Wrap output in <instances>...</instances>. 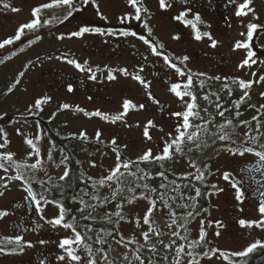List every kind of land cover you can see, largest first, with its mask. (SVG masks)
Returning <instances> with one entry per match:
<instances>
[{
    "label": "rangeland",
    "instance_id": "rangeland-1",
    "mask_svg": "<svg viewBox=\"0 0 264 264\" xmlns=\"http://www.w3.org/2000/svg\"><path fill=\"white\" fill-rule=\"evenodd\" d=\"M2 2L9 3L12 7L20 9L18 12H11L0 7V41L3 39L14 36L15 31L19 25L31 20V10L41 3L48 2V0H2ZM242 3V2H241ZM114 5L111 3L106 4V8L110 11L113 10ZM253 9V12H249L247 16H244L241 21L238 22L237 34L233 40H243L241 32H246L245 25L249 22L261 24V20L264 16V1L252 0L249 5ZM48 11L43 10L41 12V19L47 20L46 15ZM255 17V19L253 18ZM54 29V28H53ZM52 29V30H53ZM49 33V34H48ZM159 41L162 43L164 49L168 50L169 47L174 44L178 39H173V36L181 35V31H173L168 27H160L155 31ZM35 35H40L42 38L35 43L29 44L30 39H34ZM21 42H17L13 46H6L4 49H0V56L10 53L12 49H17L13 55L9 54L7 57L0 61V92L8 88L15 82L20 72H24V76L20 77V83L16 88L8 94L0 102V116H12V115H31L27 109L33 105L37 99H41L45 96L51 97V100L42 105V111L37 116L41 119L51 118V129L59 138L65 141L58 148H53L50 139L47 137L46 132L43 129L37 128L35 122H13L5 127V133L7 134L8 144L4 149H0V153L10 151L13 154V159L16 163H35L36 158L33 156L29 158V147L24 143L25 137L34 139L39 135V141L37 146L40 149V164L36 170L25 169L28 176H34L39 181L48 180L49 178L58 179L64 172V167H60V161L64 156H68L67 153L79 164L84 174L87 177H91L92 182L98 181L104 175H107L110 167L114 166L115 154L112 151L110 145L111 139L115 138L117 144L121 147V155L125 159L136 160L145 150L152 149L154 154H158V149L165 143L168 135L175 132L176 126L182 121L174 115V113L182 111L184 108L183 102L180 101L173 93L169 91L173 82L183 83V80L179 78L175 73L171 77H166L168 73V67L164 64L162 57L154 58L155 70L160 72L163 77L160 80L154 78L150 72L148 75H143L142 79L149 83L150 87L146 91L141 84L129 77H120L119 82L123 87L118 92L120 98L109 101L108 99H96L88 100V96L84 91H79L81 98L78 102L75 101L74 95L66 90L63 85H60L59 75L55 72L57 65L63 67L69 65L66 59L60 54L66 41L64 39H57L54 31L43 33L29 32L22 37ZM260 47L264 46V33L257 41ZM23 51H20V48ZM245 50V49H244ZM246 55V50H240L236 54V60L232 65V71L223 84H216L213 81H208L203 88L198 87L194 90L197 95V103L199 105L197 111L200 112L202 119H192L193 125H204V122L211 120L212 124L208 125L209 131L203 130L198 132L201 146L197 148L195 144L186 142L183 147V154L175 153L174 159L166 160L164 162V169L175 176H185L187 173L195 172V169L189 167V161L194 160L198 166L203 168V165H209L208 174L206 175L203 186L208 189L205 190L204 196L207 199V207L204 211L200 212V216H197L189 225L190 238L185 240L183 237L172 236L171 232L178 229L177 225L173 228H169L172 217L169 216L168 210L164 208L163 204L159 202V196L162 193H166V199H169V205L175 214L178 215L187 214L191 208V201L182 200L181 197L194 196V187L190 183H184L179 185L178 191H173L175 185L167 183L166 188H161L157 191L156 197L157 208L151 217L153 221L152 225L158 226L160 235L150 232V239L145 242L142 231H148L149 225L143 224V215L148 207L146 200L137 199L133 204L129 205L126 199L123 197H131L134 193L128 192V188H133L135 194L139 195L143 189H136L137 184H142L144 181H139L135 177L127 176L121 177L123 183L120 187L123 188L116 198H112V192L116 188V184L113 183L112 187L105 186L103 188H96L95 193L99 198L97 200L92 199V195H84V192H80L78 196L72 201V205L64 206L67 209H80L84 208L83 212L75 211L72 214H66V222L73 223L71 216L74 214L76 219H84L85 216H91L92 219L108 218L113 212L122 211L124 220H120L119 223L115 222V230L118 236L126 243L132 241V243L144 242L145 245L155 247V260L148 261L146 264H175V248L176 245H185L190 240L197 239L198 233L201 227V221H204L205 230L207 231V240L210 241L209 245L212 248H217L220 251L230 253L232 251L242 250L250 242L254 240L264 241V230L259 228H241L238 224V219L255 220L258 218L257 206L259 202L255 204L250 203L246 205L239 203L235 200V197L231 200H227V197L233 195L234 189L228 181L222 178L223 173L228 172L233 180L236 181L238 173L234 171L233 165L239 164L242 161H259L258 157L253 154H245L244 156H232L226 151H219L224 145L220 142L217 136H213L212 133L219 132L218 126L224 123L226 120H232L233 124L229 125L227 131L231 134L233 140L237 144H240L244 140L248 139L244 133L247 131L249 135L260 136L264 133V82L256 83L259 76L264 75V64L259 63L260 60H264V54H257V63L252 65L251 68L244 67L239 68L238 65ZM60 57V59H58ZM191 68H195L198 65L189 63ZM144 73V72H143ZM252 73H256V76H252ZM103 74L98 75V79L109 82ZM243 79L245 81H253V86L248 89L249 96L245 99V102L240 105V116H235L236 108L232 101L239 99L243 94L239 89L238 84H233V80ZM64 80V79H62ZM169 80V81H168ZM65 85L67 83H64ZM227 84L228 88L224 85ZM69 85V84H67ZM231 89L232 94L229 95L228 89ZM209 92L218 93L220 97V103L229 111L225 112L224 117H220L216 111L215 103H209L203 99V95ZM104 93L102 90H96L92 95L98 97ZM149 93L154 98H149ZM130 100L134 107L129 110L128 114L124 117L123 121L116 123H110L104 121L99 117H87L83 112H76L77 107L87 112L101 111L109 116H113L122 111V103L124 100ZM215 96H210V101H215ZM62 104H68L69 109L59 110V106ZM143 104V109L138 106ZM159 104L167 106V109L163 110L162 115L159 113ZM251 106V107H250ZM207 111H204V109ZM259 109V111H257ZM222 110V109H221ZM55 116L53 117V114ZM257 116L260 123V132H256L257 121H253L252 117ZM148 121L153 122V127L149 128V135L151 140H147L144 137V126ZM239 121H251L250 125H239ZM17 129H20L24 134L23 136L17 134ZM97 130L102 132L103 144L94 141L95 133ZM86 132L89 137L88 142L81 141L79 139H73V135L79 132ZM189 131H196L195 128H190ZM3 140L0 139V143ZM264 143V138L257 141L255 145L249 142V146L255 148L256 151H264V148L259 147ZM127 145V148L123 146ZM235 147V145H230ZM191 148L192 151H188ZM62 150V151H61ZM51 152L52 160L48 159V154ZM2 162V161H0ZM67 161H65L66 163ZM94 162L96 167H91L90 163ZM57 165H60L57 167ZM63 165V164H62ZM46 169L47 173L44 175L41 171ZM135 171V167L132 169ZM15 175L13 168L9 167V171L6 173L3 169H0V176H12ZM3 181H0L2 184ZM215 184L218 188H222L223 191L218 194L208 195V192H212L211 185ZM178 185V184H177ZM0 191H4L5 195L0 196V211H7L8 215L0 219V238L3 241L4 238H14L17 235L23 237V241L31 242L33 247H24L23 252L16 249L15 254H0V264H41L43 258H46L48 264H65L64 261H59L57 257L64 255V251L58 247L60 240L65 238H73L71 229L65 230L61 227L52 228L51 225L45 223L40 219V214L36 213L35 206L31 203L30 212L26 210L25 198L27 193L21 187L18 181H12L9 183L7 189L0 187ZM150 195V193L148 194ZM83 198L87 205H93L94 207H85L84 204L79 203V199ZM108 197V201H104V198ZM151 197V196H150ZM177 197V198H176ZM152 198V197H151ZM21 203L22 208L15 206ZM181 203H187L189 207H178ZM116 204H121L122 208L117 209ZM197 205V200H196ZM43 215L45 219H52L57 216L58 209L55 204L47 203L43 204ZM25 213H29L30 217L35 220L40 228L38 233L33 232L28 234H22L13 231L9 227V223L12 221H18V225L21 220L20 216ZM199 215V213L197 214ZM116 218V217H112ZM139 218L140 223L137 224L136 220ZM118 219V218H116ZM219 221L224 225L223 228H217L216 226L208 227V222ZM234 222L232 234L230 224ZM24 225H28L27 222H22ZM31 225V224H30ZM184 230V227H181ZM219 231L220 236H216L215 232ZM227 231V232H225ZM96 231L91 235L94 241H97L95 236ZM41 240L46 241L43 245ZM163 243H169L170 240H175L176 244L171 248L165 250ZM105 241L110 248V254L115 259L112 264H139V261L135 260L134 252L127 246L116 242L111 238H105ZM15 245H8V251ZM76 252L81 256V264H87L88 253L84 247L76 248ZM157 255V256H156ZM211 255V253H210ZM105 253L99 251L92 254V258L96 261V264H109V261L104 262L103 258ZM127 256V260L125 259ZM167 257V259H164ZM190 257L182 255L180 257L181 264H187V260ZM233 261H238L241 264L242 258H232ZM200 264H227V260L223 257H219V253L214 255L212 259H207L200 254L197 258ZM67 264H74V262L67 261Z\"/></svg>",
    "mask_w": 264,
    "mask_h": 264
},
{
    "label": "snow or ice",
    "instance_id": "snow-or-ice-1",
    "mask_svg": "<svg viewBox=\"0 0 264 264\" xmlns=\"http://www.w3.org/2000/svg\"><path fill=\"white\" fill-rule=\"evenodd\" d=\"M230 3H237V0H229ZM252 0H244L243 3H239L237 5L235 15L237 17H244L247 16L249 12H253V9L249 7ZM92 4L94 7H96V15L100 17L101 20H107V17H105L98 6H96V0H80L79 6H77L76 0H51V2H44L41 3L39 6L33 8L31 10V20L19 25L17 30L15 31L14 36L3 39L0 41V49H4L6 46H11L16 44V42L21 41L22 37L25 36L26 32H32L37 33L42 27L48 26L50 24L49 20H42L41 19V12L43 10L52 9V8H66V14L63 16L62 19H59V23L63 24L65 21L69 20V18L74 17V13H78L81 11L83 6ZM127 4L133 9V12L126 13L125 15L121 16L119 18V21L121 24L129 23L131 20L141 21L142 27L148 31V35L151 36V29L147 23V21L144 19V17L148 16L149 10L147 7L144 6L142 0H127ZM0 7H2L5 10H9L13 13L20 11V9L16 7H12L7 2H2L0 0ZM171 7V5L168 3V0H159V8L161 10H165L167 8ZM187 15L186 12H181L178 16L175 17L176 20H179L183 22L186 26H190L194 32V38L199 41L202 38H207L211 43L210 46L215 48L217 46V41L212 37V35L209 32H203L201 33L196 25L198 22H200V16L196 15L194 20H187L185 19V16ZM255 19V17H253ZM246 32H241V37H244L243 40H238L235 42L233 46V50L237 49H245L246 55L238 65L239 68L248 67L251 68L252 65L257 63V53L253 51V48L250 44L251 41L254 39V35L258 34V30L264 29V25H259L254 22H249L245 25ZM85 34H95V35H107V36H116L119 35L121 37H135L136 39L140 40L147 46V48L150 50L152 56L156 57H162L163 62L169 69H174V72L177 76L185 77V81L183 84L173 82L171 84V87L169 91L173 93L180 101L183 102L184 108L182 111L174 113L176 117H178L182 122L178 124L175 128L174 133H170L168 135V138L166 139L165 143L158 149V154H154L152 149L145 150L141 155H139L136 160H130L125 159L121 155V147L117 144V140L115 138L111 139L110 145L112 146V151L115 154V161L114 166L110 167L108 170L107 175H104L101 179L98 181H93L92 187H93V195L92 199L97 200L99 197L95 194V189L97 187L103 188L105 186L112 187V184L115 183L117 186L112 192V198H116L121 192H123V188L120 187V185L123 183L121 180V177L132 176L135 177L139 181H144L142 184H137L136 189H143L142 192H140L139 195L135 194V190L133 188H128V192L134 193L131 197H123V199L127 200V203L129 205L133 204L137 199L146 200L148 203V207L143 215V224L149 225L148 231H142V236L147 242L150 239L149 233H155L156 235H160L159 230L152 226L153 221L151 220V217L153 216V213L155 212L157 208V200L153 199L148 195L149 193H155L157 189L150 186V181L152 177L146 170V168H142L140 165L144 164H151V163H160V168H163V161L166 160H172L174 159L175 153L183 154V147L186 142H190L192 144H195L197 148L201 146L200 138L198 135V132L203 130L204 132H208L209 128L208 125L212 124L211 120H207L204 122V125L195 124L193 125L192 119H202L200 112L197 111L199 105L197 103L198 97L194 94L192 91L193 85H194V76L196 74H192L190 71L182 70L179 66H177V63L173 62V60L167 56L164 55L162 52L163 45L159 43H154L152 40L145 37V35L140 34L138 35L134 31H119L115 32L112 29H108L107 31L101 30L99 27H90L87 25L81 26L76 31H72L68 33V38H79L83 37ZM42 37L40 35H35L34 39L29 40V44L38 42ZM65 36L59 35L57 36V39H64ZM173 39H179L178 36H173ZM264 47V46H262ZM20 51H23V48H20ZM14 54V53H13ZM7 58H11L10 56ZM60 59V57H58ZM188 56L178 57L176 60H178L179 64L183 65L188 61ZM2 62V61H0ZM66 62L70 65H72L74 68H76L80 72H87L88 79L92 81H96L98 79L97 73L100 71L99 68H97L96 71H94L91 67L87 66V61H85L83 64L77 62L75 59H67ZM259 63L264 64V60H260ZM140 71L142 72L143 69L141 68ZM115 72H118L120 75L124 77L131 76V79L134 81H137L139 84L143 86V88L147 91L150 87L149 83L146 82L139 74L132 75L129 73V71L126 68H119V69H107L106 70V79L108 81H114L117 79V76L114 75ZM24 72L19 73V77L24 76ZM199 75H204L203 73H200ZM252 76H256V73H252ZM209 79H215L219 81L220 77H210ZM256 83L264 82V75L259 76L258 80L255 81ZM20 83V79L17 78L14 83H12L7 91L5 92V95L8 93H11L16 86ZM233 84H238L239 89L242 91V95L239 99L233 100L232 103L236 108L235 116L238 118L240 116V105L245 102V99L249 96V92L247 91L253 86V81H245L243 79L239 80H233ZM201 88H203V81H201L200 84ZM225 88H228V85H224ZM67 91L72 92L73 86L69 84L67 86ZM229 95L232 94L231 89H228ZM264 96V93L261 94ZM210 96H215V101H210ZM149 98L153 99V102H157L154 100V98L151 96V93H149ZM203 99L205 101H209V103H215L216 111L220 117H224L225 112L229 111L228 108H225L222 103H220V97L218 93L209 92L203 95ZM51 100V97L45 96L41 99H37L35 103L28 107L27 111L31 115H38L40 111H42V105L49 102ZM137 107L136 105H133V103L130 100H124L122 103V111H120L118 114L109 116L108 114H105L101 111H93V112H87L83 109L77 107L75 109L76 112H83V114L87 117H99L104 121H108L110 123H116L118 121H123L124 117L128 114L129 110ZM140 109H143L144 105L141 104L138 106ZM251 107V106H250ZM261 108H264V105L260 106ZM70 106L68 104H62L59 106V110H66L69 109ZM222 109V110H221ZM204 111H207L205 108ZM259 111V109H257ZM55 116V113L53 114V117ZM0 119H3V117H0ZM253 121H257V126L255 131L260 132V123L257 116L252 117ZM232 120H226L224 123L220 124L218 126L219 132L212 133L213 136H217L218 140L223 143L224 147L219 149V151H226L228 154L232 156H244L245 154H253L255 157H258L259 162L264 163V151H256L254 147L249 146V142H251L252 145H255L258 140L264 138V133H261L260 136L255 135H249V132H245L244 135L248 138L241 142L240 144H237L235 140L232 139L231 134L227 131V128L229 125H232ZM251 121H239V125H250ZM153 122L148 121L147 124L144 126V137L147 140H151L152 137L149 135L148 129L153 127ZM37 128H39V124H37ZM190 128H195L196 131H189ZM17 134L23 136L24 134L21 132L20 129H17ZM39 135H37L34 139H30L25 137L24 143L29 147L30 152L28 153L29 158H32L33 156L36 158L35 163L31 164H21L16 163L13 159V154L8 151L4 153H0V169H3L4 172L9 171V167L13 168L15 171V175L12 176H0V181H3L2 184H0V187L7 189L9 186V183L12 181H18L23 187L24 191L27 193V196L25 199L30 200L33 205L35 206L36 213L40 214V219L44 220L45 223L51 225L52 228L61 227L65 230L71 229L73 233V238H65L59 241L58 247L64 251V255H59L57 259L59 261H64L65 264H67V261L74 262V264H81V256L77 254L76 248L83 246L85 250L88 253V260L87 264H96V261L92 258V247L91 245L86 243V234H82L80 231L77 230V226L74 223L76 221V216L73 214L71 216L73 223L66 222L65 217L66 214H72L75 211L83 212L84 208L80 209H67L63 205L57 203L55 204L56 208L58 209V214L56 217L52 219H45L43 213V204L47 203H53V201L47 200V198L43 195V193H37L33 190V184L38 183L36 181L34 176H28L25 172V169H31L36 170L38 165L40 164L39 156H40V149L37 146V142L39 141ZM73 139H79L84 142L89 141V137L87 136L86 132L81 131L76 135H73ZM0 139L3 140L2 143H0V149H4L8 144V138L7 134L5 133L4 129L0 128ZM94 141L100 144H103L104 141L102 140V132L100 130H97L95 133ZM230 145H235V147H232ZM124 148H127V145L123 146ZM259 147L264 148V143L260 144ZM62 151V150H61ZM188 151H192L191 148L188 149ZM52 154L49 152L48 159L52 160ZM69 159L68 156H64L63 159L60 161V165L64 164L65 161ZM60 165H57L59 167ZM91 167H96V164L94 162L90 163ZM133 167H135V171H133ZM189 167L192 169H195V172H189L185 175V179L188 177H192L195 181L203 182L206 175L208 174L209 165L205 164L203 165V168L197 165V163L194 160L189 161ZM159 177L167 180L168 176L165 171L158 170ZM70 173L68 168L65 166L63 174L59 177L60 181H64L67 178H69ZM222 178L225 181H228L231 184V187L235 190L234 196L235 200L239 203H243L244 200V192L242 191L241 187L239 186V181H235L231 179L230 173L225 172L222 175ZM91 179V177H89ZM48 183L47 181H44L41 183V187L44 186V184ZM173 185H175V181H170ZM161 188H166L167 185L161 184ZM211 188L213 189L212 192H208V195H214L218 194L219 192H222V188H218L215 184L211 185ZM179 185H175L173 188V191H178ZM47 191V189H45ZM194 196H188V197H181L182 200L191 201L190 207L195 210L188 211L187 214L182 218L184 220V224H180L179 227H184L185 231H187V228L185 227L188 218L192 217L194 214H198V209L196 206V200L198 197H201L202 191L201 188L198 186H194ZM5 192L0 191V196H4ZM84 195H88L87 192H84ZM261 196H264V191L260 193ZM166 193H162L159 196V202L163 204L164 208L168 210L169 216L172 217L171 224L168 225V227L171 229L174 225H177L178 221L175 217L174 212L172 211L170 205H169V199H172L173 202H175L174 198L168 197L167 199ZM75 199V198H74ZM108 197L104 198V201H108ZM79 203L84 204L85 207H94L93 205H87L83 198L81 197L79 199ZM178 207L187 208L189 205L187 203H181L178 205ZM117 209H121V204H116ZM258 211V218L255 220H247V219H238V224L241 228H259L264 230V200H261L257 206ZM8 215L7 211H0V219L6 217ZM118 218L116 223H119L120 220H124V216L122 214V211L117 210L113 212L111 215L108 216V222L112 223V217ZM85 220L91 219V216H85ZM136 223L139 224L140 220L137 218ZM201 227L198 233V238L188 241L187 247L185 245H176L175 248V264H181L180 257L182 255H186L187 257H191V259L187 260V264H200V261L195 259L193 249H195L198 246H203L204 244L210 243V241L207 240V231L205 230L204 221H201ZM217 226L219 228H223L224 225L217 221ZM211 225L209 224L208 227ZM88 227V226H86ZM90 231V227L88 228ZM111 235V233H108ZM220 232H215V235L218 237L220 236ZM172 236H178L179 233L176 230H173L171 232ZM185 240L188 238L185 236ZM105 241L103 239H98L96 243L103 244ZM40 243L43 245L46 243V241L41 240ZM129 243H132V241H129ZM161 244L163 245L164 249L167 250L172 247V245L176 244L175 240H170L169 243H163V240H161ZM8 245H15L11 249V252L8 251L7 246ZM24 247L31 248L33 247L31 242H25L23 241V237L20 235L15 236L14 238H4L3 241H0V254H15L16 249H19L20 252H23ZM152 251H155V247L153 246L151 248ZM258 250H264V241L262 240H254L250 242L246 247H244L242 250L232 251L230 253L220 251L217 248H211L209 251H204L203 256L207 259H212L214 255L219 253V257H223L227 260V264H238V261H233L232 259H229V257L232 258H242L245 259L255 253ZM97 251H100L97 249ZM140 249H136L135 252V260L139 261V264H144L143 259L139 255ZM211 253V255L209 254ZM125 259L127 260V256H125ZM164 259H167V257H164ZM41 264H44L43 261H41ZM111 264V262H109Z\"/></svg>",
    "mask_w": 264,
    "mask_h": 264
},
{
    "label": "flooded vegetation",
    "instance_id": "flooded-vegetation-1",
    "mask_svg": "<svg viewBox=\"0 0 264 264\" xmlns=\"http://www.w3.org/2000/svg\"><path fill=\"white\" fill-rule=\"evenodd\" d=\"M48 2H51V0H48ZM142 2L149 10L148 16L144 17V19L147 21L151 29V36H149L148 31L142 27L141 21L131 20L129 23H120L119 18L121 16L133 12V9L127 4V0H96V6H98L101 13L107 17V20H101L100 17L96 15V7L92 4L83 6L80 12L74 13V17L69 18V20L65 21L63 24L58 21L66 14V8L47 9L46 11H48V15H46V19L50 21L48 26L55 24L53 29L55 35L59 36L63 34L65 36L64 41H66V44L64 46H66V48L62 49L60 54L66 60L75 59L82 64L87 61V66L91 67L94 71L99 68L100 71L97 73V76L100 74L106 76L107 69L126 68L132 75L139 74L142 77L143 75H148L150 72L154 78L160 80L163 77L160 75L159 71L154 69L156 66L154 58L161 57L152 56L147 46L135 37L125 38L119 35L110 37L107 35L85 34L83 37L79 38H68V33L76 31L79 27L84 25L99 27L103 31H107L108 29H112L115 32L134 31L138 35L143 34L146 38L159 44L162 43L159 41L158 36L155 33L158 28L168 27L173 31H181L182 33L179 35V39L172 44L168 50L163 47L162 52L164 55L169 56L173 62L177 63V66L182 70L196 74L194 76L193 92L196 88L201 87V81H203L204 86H206L209 80L216 84H223V80L225 81V79L233 73L232 65L234 64V60H236L237 52L240 50L245 51L244 49L233 50L235 44V39L233 40V38L236 36V31L238 30L237 24L243 18L237 17L235 11L237 5L241 2L243 3L244 0H237V3L235 4L230 3L229 0H168L171 7L165 10L159 8V0H142ZM76 3L77 6H79L80 0H76ZM107 3L114 5L113 10L110 11L106 8ZM181 12L187 13L185 16V19L187 20H194L195 16L199 15L200 22L196 25L197 29L201 33L209 32L217 41V46L215 48L211 47V42L206 37L197 41L194 38L195 34L192 28L175 19V17ZM255 21L256 20L253 22L255 23ZM260 25H264V16ZM263 33L264 29L258 30V34L254 35L253 41L250 42L253 51L258 55L264 54V47H260L257 43ZM185 55L189 57L188 61L183 65L179 64L176 58ZM189 63L198 66L191 68ZM141 68L143 69L142 72L140 71ZM55 72L60 76V85H63L66 90L68 86L67 84L73 86V91L70 93L74 95L76 102L81 98V95L79 94V91L81 90L87 94L88 100L94 101L100 98L108 99L109 101L116 100L120 98L118 92L123 89L119 82L125 81L119 79L124 76L120 75L118 72L114 73V75L117 76V79L114 81H109L107 83L99 79L92 81L88 79L89 74L87 72H80L70 64L63 67L57 65ZM174 73V69L168 68L166 77L169 78ZM200 73H203L204 75L201 76L199 75ZM210 77H220L221 79L217 81L215 79H209ZM179 78L183 80V82L186 79L185 77L180 76ZM64 83L67 84L65 85ZM96 90H102L104 93L99 97L97 95H92ZM160 106L162 108H160ZM159 108L161 116L163 110L168 107L159 104ZM69 160L70 159L60 167L65 168L66 166L69 168L70 166H73V163ZM254 164L257 165L253 167ZM233 168L234 171L238 173L236 181L240 182L239 186L245 194L244 203L249 205L250 203L255 204L256 202L264 200V196L260 195V193L264 191V163L246 160L233 165ZM232 193L233 195L227 197V200H231V198L233 199L235 197L234 192ZM15 206L23 209L21 203H18ZM28 212H30V210H28ZM185 215L186 214L176 216L178 221L177 231L180 238H184L185 236L190 238L189 225L197 216H200L199 214L189 217L185 225L187 231H185V228L184 230H181V227H179L180 224L185 223L182 219ZM19 220H21L19 225H17L20 228L19 232L22 234H28L31 232L35 234L38 233L40 226L35 223V220L30 217L29 213L24 214L23 212V215L20 216ZM12 222L18 224V221ZM22 222H27L28 225H24ZM234 222L235 221L230 224L232 234L234 233V230L232 229ZM208 224L219 228L216 221H210ZM153 227L157 229L159 228L155 224ZM137 245H139V255L143 259L144 264L148 261L155 260L156 257L152 253L155 251L151 250L152 247L145 245L144 242L137 243ZM211 248L212 247L209 243H207L193 249L195 259L200 257L201 253L209 251ZM259 251L263 250H258L256 252ZM133 252V254H135L136 251L133 250ZM257 258V256H252L249 261H241V264H264L258 261ZM43 262L44 264H48L46 258H43Z\"/></svg>",
    "mask_w": 264,
    "mask_h": 264
},
{
    "label": "trees",
    "instance_id": "trees-1",
    "mask_svg": "<svg viewBox=\"0 0 264 264\" xmlns=\"http://www.w3.org/2000/svg\"><path fill=\"white\" fill-rule=\"evenodd\" d=\"M54 27H55V24H52L48 27H42L37 33L40 34L43 32H51ZM27 33L29 32H26V34ZM18 42L25 44V42H22V41H18ZM17 51H18L17 49H12L10 53L1 55L0 60L7 58L9 54L13 55V53ZM17 78L20 79L19 76ZM7 89L8 88L0 92V102L4 100V98L8 96V94H10L8 93L7 95H5V92L7 91ZM0 117H3V119H0V128L4 130L6 126L16 121L35 122L36 124H39L40 129H43L46 132L47 137L50 139L51 143L53 144L55 148H58L62 144V142L65 141L64 139L59 138V136L55 134L54 131L51 129L50 127L51 121H52L51 118L41 119L37 115H12V116H0ZM68 157L69 159H72L70 154H68ZM161 163H163L162 169L160 168V163L140 165L142 168H146V170L152 177V179L148 181V183H150V186L157 189V191L160 190V185L162 183L167 184V183H170V181H175L176 185L178 184L181 186L184 183H190L193 187L198 186L201 188L202 195L201 197L197 198L196 206H197V209L199 210L198 213H200L201 211H204L205 207H207V199L204 196V192L208 188L203 186L201 182L195 181L192 177H188L187 179H185L184 178L185 176L184 177L175 176L169 173L168 171L164 169V162H161ZM68 170L70 173L69 178H67L64 181L49 178L47 180L48 183L44 184L43 187H41L42 182L35 178L36 181H38V183L33 184V190L37 193H43V195L47 198V200L53 201V204L59 203L63 206H69V207L72 205L73 203L72 201L74 200V198L78 196L80 191H86L87 193L93 194L94 190L92 187V184H93L92 180L89 179L82 172L81 168L77 164H73V166H70ZM158 170L165 171L168 176V179L165 180L159 177V175L157 174ZM41 172L45 174L46 170L43 169ZM45 189H47V191H45ZM157 191L155 193H150V196L152 198H155ZM95 193H97L96 189H95ZM189 210L195 212V210L192 208H190ZM194 215H197V214H194ZM112 220L113 222L109 223L108 218H102V219H92L91 218L88 220L76 219V221L74 222L77 226V230L80 231L82 234H86V243L91 245L92 250H93L92 254L99 252L97 251V249H99L100 251H103L105 253L103 261L104 262L109 261L111 262V264L115 262V259L110 254V248L108 247L105 241V238L107 237L111 238L119 243L123 242L115 230V222L117 221V219L112 218ZM89 227L91 229L90 231L88 230ZM94 231H96L95 236L97 237V240L103 239L105 241L103 244L96 243V241L92 239L91 235ZM108 233H111V235H109ZM0 241H2L1 238H0ZM127 245L129 246L130 249L134 251H136L137 248L139 249V245H135L131 243H127ZM252 256H257L258 257L257 260L260 261L261 263H264V250L253 253L252 255H250L249 257L243 260L249 261V259Z\"/></svg>",
    "mask_w": 264,
    "mask_h": 264
},
{
    "label": "water",
    "instance_id": "water-1",
    "mask_svg": "<svg viewBox=\"0 0 264 264\" xmlns=\"http://www.w3.org/2000/svg\"><path fill=\"white\" fill-rule=\"evenodd\" d=\"M160 108H162L161 106H160ZM257 164H254L253 165V167H255ZM25 203H26V205H27V209H30V203H29V201L28 200H26L25 201ZM10 229H12V230H16V231H20V228L15 224V223H11L10 224Z\"/></svg>",
    "mask_w": 264,
    "mask_h": 264
},
{
    "label": "bare ground",
    "instance_id": "bare-ground-1",
    "mask_svg": "<svg viewBox=\"0 0 264 264\" xmlns=\"http://www.w3.org/2000/svg\"><path fill=\"white\" fill-rule=\"evenodd\" d=\"M51 145H52V147L53 148H55L54 146H53V144L51 143ZM71 163H73V164H77L78 166H79V164L72 158V159H70L69 160ZM80 167V166H79ZM81 168V167H80ZM81 170H82V168H81ZM82 172H83V170H82ZM84 173V172H83ZM29 203H30V200H29ZM29 206H31V203H30V205ZM31 208V207H30ZM117 242V241H116Z\"/></svg>",
    "mask_w": 264,
    "mask_h": 264
}]
</instances>
